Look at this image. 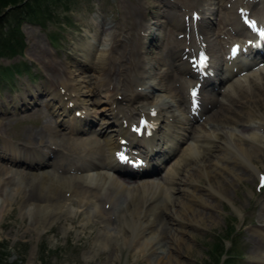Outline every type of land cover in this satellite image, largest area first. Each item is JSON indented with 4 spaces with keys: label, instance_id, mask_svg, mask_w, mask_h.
<instances>
[{
    "label": "rangeland",
    "instance_id": "rangeland-1",
    "mask_svg": "<svg viewBox=\"0 0 264 264\" xmlns=\"http://www.w3.org/2000/svg\"><path fill=\"white\" fill-rule=\"evenodd\" d=\"M155 1V5L149 7V10L147 11H145L142 6L144 0H70L66 1V8L64 7L63 2L56 1L55 5H52L54 7L52 11L53 16H51L48 11H45V15L42 17L44 24L46 25L45 27L37 21H32L28 18L25 19L21 23L26 37L25 48L22 53L16 54L14 57H0L1 65L4 66L5 64L19 61L18 65L19 69H21L20 74H10L8 70H3L0 66V123H4L2 125V129L4 130L3 134H6V136L7 134L12 136V138L9 136L7 137L18 143L19 146H22L21 140H17L14 131L16 130V132L22 133V131L39 130L44 123V117H48V119H53L52 125H55L54 127L57 126L56 128L60 129L59 131L63 132L65 135L73 138H83L89 135L88 131L74 133L69 129H64L62 126L60 127L57 125V121L54 120L50 110H48L44 104L46 95L42 94L39 97H36L38 103H35L34 98H31L28 91L30 94H37L36 87L41 85L42 82L51 80V82L56 83L57 79H59L58 72H60V69L63 68V66H70V68L74 66V71L77 74L76 77L81 78L82 81L83 79L88 80L92 76L94 78V71L92 69L82 68L85 67L83 66L84 58L80 53L78 45L81 40L92 39L95 34L94 29L102 27L99 30L98 36L96 34L97 39L95 40V44L98 53L101 50L105 51L109 58L107 65H110L113 60L117 59L118 54L120 55L121 52H124L123 61L126 64L129 59L131 62L136 63V65L139 64V55L137 54H139L138 52L140 51L138 45L141 43L140 39L142 33L140 29L141 16L139 15V12H146L152 20L150 25L152 32H149L144 39V41H146V43H144L146 48L144 49H146L147 55L149 54V58L154 59V57L158 55L165 56L168 53L167 50H169V47L172 45L178 46L182 44V46H184L185 43L189 45V41L190 43L192 41L200 44V41L202 40L200 33L194 34L192 30H188L190 32L189 37L186 35V29L177 26V19H175V17L181 18L182 21L184 19H190L191 11L193 12V10L196 9L195 4L197 0ZM218 1L221 5L213 15L214 18L210 27L212 28L211 31L214 34V38H216L217 46L220 48V59L223 61L224 65L225 61H228L227 50L229 49L228 38H225V36L226 33L231 34L234 33L235 30L231 27L230 20L228 19L229 17L226 15V10L222 9L224 0H217V2ZM237 3L240 5L242 4L243 7L245 6V10H248L256 18L258 17L257 15L260 14L258 9L260 6L264 5V0H253V2L239 0ZM19 10L20 8L6 9L1 16L2 18H0V28H6L9 24H13V17H15V15H20L23 11ZM67 15L68 21H64L63 18ZM40 16L42 15L40 14L39 16H36L35 19ZM57 16L60 18H57ZM156 19L164 22L162 28L163 33L159 31L157 25H154V22L157 21ZM260 20L264 21V13L260 16ZM116 39L118 44L115 43ZM187 45L186 47H188ZM118 50L120 51L117 54ZM195 53L196 52H193L194 55ZM173 57L172 54L167 55V57H165L167 60L166 62H174L175 58ZM254 59H250L253 60V62H250L249 67L242 65L241 62L233 64L232 69L234 67L236 70H234V73L228 77L222 72L223 70L219 71L216 76L210 75V78L214 81L213 84H216L215 94L218 96L216 99H219V96L220 98L223 96L222 92L228 87L229 82L235 81L236 78L243 77L242 73L250 74V72L253 71L255 73L257 72L259 76L260 71L262 69L264 70V60H261L263 63L258 64L259 62ZM54 67L56 68L55 70ZM135 70L136 69H133L130 72L131 85L134 86L132 88L142 89L143 91L147 90L149 96L145 98L140 96L129 105L131 108L127 111H132L130 114L132 115V118L130 119V123L132 122V129L135 128L134 125L140 117L138 112L139 107L146 110L148 106H150L148 105V100H152L155 105L162 103L163 107L164 104L167 105L166 102L169 99L164 100L165 98H162L163 92L156 86L153 88V85H151L152 81L148 80L149 82H146L147 84H138L137 75L139 74H137ZM263 70L261 72H263ZM172 72L175 75L180 73L181 77L189 85L186 89V85L184 84L185 93H188L187 96H189L188 90L190 86H198L199 83H202L198 76L195 77V75L190 73L184 75V73L180 72L179 67H174ZM150 85L151 87L149 88ZM40 89L41 91H44L42 85L40 86ZM25 92L28 94V97L26 98L27 103L19 106L18 109L15 108L13 105L15 101L12 99ZM117 96L120 97V94L118 93ZM101 97H103V102L98 106L99 109L97 110V115L90 116V118L95 120H93L92 123L103 122L104 114H102V108L106 109V112L104 111L105 113H110L107 109H110L111 107H109L110 105L107 102L105 94L102 93ZM227 98L226 95L224 98L226 101L222 104H213L220 113L219 115H214L213 119H207V115L209 114L207 112H202L199 116L195 115V120H192L191 122L187 120V116L189 115L188 111L190 114L192 113L187 108V104L175 98V105H173V107L170 106V108L172 107L171 110H173L183 122L182 124L185 129L181 131L186 137L180 142L179 147L175 149V152L169 154L162 164L157 163V161H155L156 159L154 160V165L157 170L149 173L142 172V174H139L138 176L135 175L134 177L129 176L133 180L146 178L154 180V182L159 181L162 183L165 181L164 178L170 171L174 160L180 155L182 149L186 148L191 143H195V138L197 136H202L203 132H210V134L218 132L219 136H222V139L215 137L214 140L217 139L216 143L220 144V147H214L212 150L209 148V150L206 148L204 149L203 154H201L204 156V165L201 167L198 165L196 160L200 157L197 155H190L187 160L182 162V168L180 169L182 174L179 171V175H177L179 180L182 178L180 181H184L193 171L195 172L196 177L192 180L194 183L192 186H194V188H196L195 191L199 192L202 198H205L207 200L206 202L209 203L204 204V206H206L205 208L199 203L200 201H197L194 197L191 198L188 196L186 191L184 192V187L186 186H184L182 182H177L176 186L180 187V190L177 188L174 190L172 197L173 201H171V203H162L159 207L162 208L165 204L169 206V208L171 206L175 207L181 200L179 204H183H180V206L184 205L185 207L183 206V208L181 206L180 210H183L182 212L184 214L186 212V217L182 214V217L184 216L182 221H174L175 223L170 221L167 222V217L162 215V210L161 213H156V223L151 224L154 226V234H152L153 232L149 233L148 230H150V223L146 220H143V223L138 226L140 231L143 230L140 235V242L141 244H144V248L142 245H138V243L135 244L132 242L133 244H128V242L119 241L116 238L109 237V240L107 239L109 246L100 247L96 251L90 252L93 247L92 245L93 239L96 236L95 234L99 231L102 233L106 228H111V230H113L118 226L120 214L118 213V210L120 209L119 206L125 203L123 202L125 198L124 191H118L117 193L110 190L114 195V200L111 198L109 200L107 199L106 202L104 199L99 200L101 206H104L103 208L107 213L106 217L112 220H110L109 224H106V222L102 221L99 217H95L94 210L89 208V205L86 207L72 200L68 203V208H70L69 217L72 219L63 216V213L61 212V214H56L58 216L55 217L49 226H45L44 229L37 232L35 230L36 228L33 227L35 217H33L31 211L28 210L29 207L23 208L22 204L24 202L20 200L21 196L19 197V194L13 193L11 189L9 190L7 188L3 196L10 198L12 208L5 213L3 220L0 221V257L1 261H3L2 263L7 261L8 263L18 262L20 264H29L31 260L32 264H41V261H43L44 264H160L156 261V255L160 253L161 256L166 257L168 254V248L165 246L166 242L163 241H165L166 235L170 234L168 231L170 227H172L173 232L175 230L174 233H176V229H178L184 238L181 240L183 244L179 242L181 252L178 257L181 263L176 262L174 259V261L170 260L168 264H215L217 262V253L219 252L217 247L218 241L220 240V245L222 237L231 230V225H233L240 227L241 229L233 237L234 242L231 247V239H227L224 242L226 249H223L224 251L221 253V258H232V261L228 264H257V256L264 253V237L259 231H257L258 229H264V185H258L257 182L259 176L264 174V145L259 151V148L257 147L258 142H256L255 139L252 140L251 137H253L256 132L259 133V135H264V126H261L264 124V120L262 121L259 114H256L259 110L261 112L264 111V95L258 94L255 99L256 103L254 102V105H251L254 110H257V112H255L256 115L252 113L253 116H250V114L247 113L248 106H250L248 103L249 101L244 102L245 104L241 103L243 106L239 104V102L231 103L232 105L229 107L231 101L230 98ZM138 99L139 101L136 102ZM172 100L173 99H171V101ZM199 101L202 102L200 99ZM135 105L138 107L134 109ZM227 108H229L230 111L229 109L227 110ZM168 111L170 112V110ZM105 120V123L103 122L104 124L102 125L103 127L111 123L108 118ZM260 123L262 128L259 126ZM112 125L109 129L115 128V126ZM20 126H22L20 128L21 132L20 130L17 131V128ZM242 128L247 129L245 130ZM233 132L237 134L241 132L244 134L243 136H245V139L241 146L246 147V153L245 151H243V153L239 152L241 148L237 146L238 144H234V139L231 140V142L234 143L231 144L229 142V135ZM156 137H161V131L157 133ZM55 138L60 139L61 137L56 134ZM139 142V138L133 140L131 142L132 147L136 149H146L145 143L143 142V145L140 146L137 144ZM40 149L45 153L50 152V148L45 145H42ZM224 151L228 152L226 153L228 155L224 156ZM97 153L94 156H85L90 160L95 161L100 157ZM74 155L76 154H73V162L83 163L79 158L80 162L75 160L77 155ZM0 156H2L0 157V162L6 164L7 159H9L12 154L4 146L0 145ZM216 157H219L220 159ZM18 160L25 161L23 156H20ZM190 161L193 162L191 163ZM216 161L219 164L216 163ZM63 163L71 165L65 161H63L62 164ZM236 164H239L240 166ZM25 165H22L21 167L23 168ZM21 167H18V169L21 170ZM146 167L149 168L150 165ZM148 168L146 169L148 170ZM208 172L210 175L212 173L213 176H210ZM213 172L216 173L214 174ZM204 174L206 175L204 176ZM78 179H76L78 183H83L81 179ZM214 180L215 182L217 181L220 183H215ZM212 182L213 184H211ZM24 185L25 180L22 179L21 186ZM25 187L30 189L32 193L33 191H37V186L34 184H27ZM99 195L102 198L104 197L103 194ZM191 201V207H196L195 209L198 211H196V214H199L197 222L196 220L192 221L189 218L190 209L186 207L187 204L185 203H191ZM200 213L203 214L204 217L203 215L200 216ZM202 218L204 219L201 221ZM89 219L91 222L87 221ZM158 220H161L162 223L160 224ZM194 223L195 225H193ZM82 225L84 227H82ZM126 225L127 224L125 223L126 230L128 231ZM162 229L166 230L168 234L161 233ZM150 235L152 236L150 237ZM121 247L122 249L120 250ZM101 249L102 251H100ZM135 250L136 252H134ZM89 252L90 254H88ZM226 252L228 254H226ZM233 252L237 255L235 253L233 254ZM229 254L232 255L230 256Z\"/></svg>",
    "mask_w": 264,
    "mask_h": 264
},
{
    "label": "bare ground",
    "instance_id": "bare-ground-1",
    "mask_svg": "<svg viewBox=\"0 0 264 264\" xmlns=\"http://www.w3.org/2000/svg\"><path fill=\"white\" fill-rule=\"evenodd\" d=\"M154 1L155 0H144L142 4L144 10L147 11L149 10V7L154 6L155 5ZM238 1L239 0H235V1L224 0L223 2L222 9L226 10L227 13L226 15L229 17L228 19L230 20L231 27L235 30L237 34L235 35L234 33L231 34L226 33L225 38H228V43L230 44H236L240 42L245 46H249V44L253 45L256 42V39L260 37L257 34L258 25H256L254 20H252L253 25H255L256 27L255 29L248 30L246 29V26H244L239 21L238 17L240 16V14L236 10L237 7H240V4L237 3ZM248 2H253V0H248ZM218 3L219 1L217 2V0H197L195 4L196 7L195 10L198 11L199 15L198 17H196L197 19L193 18L194 19L193 21L191 14H190L191 19L186 21L185 19L184 21H182L181 18L175 17V19H177L176 21L178 27L184 28V26H186L187 24L188 26H190V29H192L193 32L196 29H198V33L201 34V39L204 40L203 45H199L197 42L194 43L192 41L191 43L189 41V45H187L186 43L184 46H182V44L178 46L172 45L169 47V50H167L168 53L165 56H159L157 54L158 56H155L156 58L154 57V59L149 58L148 57L149 54L147 55L146 49H144L146 48V45L144 46V43H146L144 39L147 37V34L149 32H152V28L150 26L152 20L146 14V12H139V15L141 16L140 29L142 33L140 39L141 43L138 45L140 49V51L138 52L139 54H137L139 55L138 65H136V63L134 62H131L130 59L128 60L127 63L129 65H127L123 61L124 52H121L120 55L118 54L120 50L117 51L118 58L113 60L110 65H107L109 58L107 57L105 51L101 50L98 53L96 51V44H95V40L97 39L99 30L102 27L98 29H94L95 34L92 39L81 40L78 45H79L80 53L84 58L83 66L85 67L82 68L92 69L94 71L93 75L95 77L93 78L92 76L88 80L83 79L82 81L81 78L76 77L77 74L74 71V66H72L71 68L70 66L68 67L63 66V68L60 69V72H58L59 79H57L56 83L51 82V80L50 81L48 80L47 82L45 81L42 82L41 85L44 91H41L40 89L41 85H38V87H36L37 94L31 93V98H34L35 103H38L36 97L45 94L46 96H45L44 104L46 108L50 110V113L54 117V120L57 121L56 122L57 125H59L60 127L62 126L64 129H69L71 132L74 133H80V132L83 133L88 131L89 135L83 138L70 137L68 135L63 134V132L59 131L60 129L56 128L57 126L54 127L55 125H52L53 119H48V117L47 118L44 117L45 118L44 123L39 130H35V131L30 130L26 132L22 131V133H18L16 132V130L14 131L17 140L18 139L21 140L23 146L22 147L19 146L18 143L7 137L9 136L12 138V136L8 134L6 136V134H3L4 130L2 129V125L4 123L3 124L0 123V145L4 146L12 154V156H10L9 159L6 158L7 159L6 164L0 162V201H1L0 221L3 220L5 213H7V211L11 210L12 208L11 207L12 202L10 198L3 196L7 188L9 190L11 189L13 193L19 194V197L21 196L20 200L24 202L22 204L23 208L29 207L28 210H30L32 216L35 217L33 227L36 228L35 230L37 232L44 229L45 226H49L50 223L55 219V217L58 216L56 214H61L62 212L63 216L69 217L70 208H68L69 206L68 203L72 200L86 207L89 205V208L94 210V214L96 215L95 217L97 218L99 217L102 221L106 222V224H109L111 219L106 217L107 213L103 208L104 206H101L99 200L104 199L105 202L107 201V199L109 200L110 198L114 200V195L112 192H110V190L115 191L117 193L118 191H124L125 198L123 202L125 203L119 206L120 207L119 210L117 209L118 213H120L118 226H116L115 229L113 230H111V228L109 229L106 228L105 230H103L102 233H100L99 231L97 234H95L96 236L93 239V245H92L93 247L90 250V252H92V251H96L100 247L107 246L108 245L107 241L109 240L108 239L109 237L116 238L119 241L121 240L123 242L124 241L128 242V244H131L132 242L135 244L138 243V245H142L143 247L144 244L143 243L141 244L140 242V235L143 230L140 231L138 226L143 223V220H146L147 222L150 223L149 225L150 230H148L149 233L153 232L152 234H154V228H153L154 226L151 224L156 223L155 222L156 213H161L162 210H163L162 215L167 217L166 219L167 222L182 221L184 218V216L182 217V214L185 215L186 212L184 211L185 212L184 214L182 212L183 210H180L181 206L182 207L184 206V205L180 206V204H183V203L179 204L181 200L178 202V204L176 203L177 206L175 207L171 206L169 208V206H167L166 204L162 208L159 207L162 203L163 204L167 202L171 203V201H173L172 197L174 190H176V188L180 190V187L176 186L177 182L179 183L182 182L183 185L186 186L184 187L185 189L182 187L184 189V192L186 191V193H188L187 194L188 196H190L191 198L194 197L197 199V201H200L199 203H201V205H203V207L205 208L206 206H204V204L207 203L206 202L207 200L205 198H202L201 194L199 192H196L195 191L196 188L192 186L194 184L192 180L196 177L195 172L193 171L189 175V177H186L187 179H185L184 181H180L182 178L179 180V178H177L178 177L177 175H179V171L182 168L181 167L182 162L187 160V158L190 157V155L193 156L197 155L198 157H200L197 158L196 161L200 167L204 165L205 162V161L203 162L204 156L201 154H203L205 148L206 149L209 148L212 150L214 149V147L217 148L220 145L216 143L217 139L214 140L215 137L222 139V136L220 137L218 132L211 134L210 132L209 133L203 132L202 136L200 137L197 136L195 138V143H191L188 146L186 145L187 147L182 150L180 149L181 150L180 155H178V157L176 156L177 158L174 160L170 171L167 173L166 177L164 178L165 181L162 183H160L159 181L154 182V180L146 179V178L133 180L131 177H134L135 175L138 176L142 172L141 171L136 172V170L134 171L129 169L126 170L124 166V161L120 157V151L123 150V145L121 144V140L127 139L125 144L127 145L131 143L133 140H136V138H138L137 134H135L134 131L130 130L131 129L130 125L132 124V122L130 123V119L132 118L131 117L132 115L130 114L132 113V111H127L131 108L129 107V105L140 96H143V98L149 96L147 90L143 91L142 89L132 88L134 86L131 85L132 82L130 78V72L133 69H136L135 71L137 72V74H139L137 75L138 84H144L146 82L152 81L153 84L151 83V85H153V88L156 86L158 89H160V91L163 92L162 98H165L164 100L168 98L170 99V100L168 99V101L166 102L167 105L164 104L163 107H162V103L155 105V103H153L152 100H148V105L150 106H148L146 110L145 109L143 110L142 107H139L138 109L139 116L146 118L145 122L142 121L141 119H139L138 122H136V126L138 124H141L143 127L141 128L139 137H141L140 140L143 141L147 146L146 153L145 155H143L142 158L144 159V163L142 162V165H144L145 162L147 163V165H151V168H148L149 171H147L146 169H143L142 171L150 172L153 170H157V168L153 166V161L156 159L155 161H157V163L162 164V162L167 159V156L169 154L175 152V149L179 147L180 142L186 137V135H184V133L181 131L185 129L184 125L182 124L183 122L174 113V111L171 110V108L173 107V105H175L174 104L175 98L177 100L179 99L183 103H186L187 108L188 109L190 108V103L188 104L189 101L188 99L190 96L189 97L187 96L188 93L186 94L184 89L185 85H186V89L189 85L181 77L180 73L179 74L177 73L176 75L173 74L172 70L174 69V67H179L180 70H183L185 73L189 72L193 75H196L195 73L198 72L195 71L194 66L199 70V73L203 71L202 74L198 73V77L203 83L199 84L198 87L192 85L189 87L190 88L189 90L190 92H192V94L190 93L191 96L193 95V92H195V96L199 97L200 100H202V103H200L197 107V111L198 113L207 112L209 114L207 115V119L208 118L213 119L214 115L220 114L217 111V108L213 106V104L224 103V101H226L224 100L226 95L228 97L227 99L230 98L231 101L229 103V107L230 105H232L231 103L239 102V104H241L249 101L248 103L250 106H248V110H247L248 112L247 111L246 112L249 113L250 116L252 115V113L255 114V112H257V110H254V108L251 105L252 104L254 105V102L256 103L255 99L258 94L264 95L263 69H262L263 72H261L262 70L260 71L259 76L257 72L255 73L253 71L250 72V74L242 73L243 77H240L238 79L236 78L235 81L229 82L228 87L225 89L226 93L225 91L222 92L223 96L221 98L219 96V99H216L218 98V96L215 94L216 84H213L214 81L210 78L209 75L212 74L216 76V74H218L220 70V67L222 66L219 65L221 61L220 59L221 57L219 53L220 48H218L217 46V41L216 38H214V34L211 31L212 28L210 27V25L212 19L214 18L213 15L215 14V11L221 5L220 3L219 4ZM258 11L260 14H258L257 15L258 17L256 18L260 20V16L264 13V5L260 6ZM156 20L157 21L154 22V25H157L159 31L163 33L162 28L164 22L158 19ZM189 37H190V32H189ZM115 41H116L115 43L118 44L117 39ZM186 45L188 47H186ZM228 48L231 49L232 46ZM197 49H199L198 52L204 51L205 55L206 56L208 55V58L210 60L208 61L209 64H207L209 65L208 69H206L207 65H205L202 62H200V64L196 63V65H194L195 62L194 60L191 59L192 60L191 62L189 57L192 56L193 52H195ZM255 52L257 54L261 53L257 50H255ZM169 54H172L174 56L173 57L175 58L174 62L173 61L166 62L167 60L165 57H167V55ZM250 57L256 58L255 56H252V54L248 56L247 53L244 52L238 53L237 55H235V57H232V60H229L228 62L225 61V66L223 69L225 71L222 72H224L227 75V77L229 75H232L234 73L233 72L234 70L232 69V65L236 63H240L239 62L240 58L242 61L245 60L248 62L251 59ZM55 69L56 68L54 67V70ZM151 85L149 86V88L151 87ZM102 93L105 94L107 102L110 105L109 107H111L110 109H107L108 111H110V113H105L106 112L105 108L101 109L103 111L102 114H104L102 121L104 122L106 121L105 119L108 118L111 122L105 127L102 126L105 122L103 123L100 121L98 123L96 122L92 123L94 119L90 118V116L97 115V110L99 109L98 106L101 102H103V97H101ZM118 93L120 94V97L117 96ZM28 94H30L29 91ZM28 94H26L25 92L22 93L21 95L14 97L12 99L13 101H15V103L13 104L14 107L18 109L19 106L25 105V103H27L26 98L28 97ZM171 99L173 100L171 101ZM138 101L139 99L136 102ZM170 106L172 107L170 108ZM136 107L138 106L135 105L134 109ZM151 108H154L156 110ZM77 109H80V116L75 114V110ZM228 109L229 108H227V110ZM168 110H170V112ZM188 114L189 115L187 116V120H189V122L195 120L194 115L192 113L191 115L188 111ZM256 114H259L260 119H262V121L264 120V111L261 112L259 110L258 113ZM111 125L115 126V128L112 127L114 129H109ZM260 125L261 123L259 124V126ZM261 126L263 127L264 124ZM21 127L22 126L18 127L17 131H19ZM159 130L161 131V137L157 138L156 135L158 132H160ZM56 134L59 135V137L61 138L56 139L55 138ZM243 135L244 134H242L241 132H239L238 134L233 132L229 135V142L231 144L234 142H235L234 144H238L237 146L241 148L239 150L240 153H243V151H245L246 153V147L241 146L243 145L245 139V136ZM251 138L252 140L255 139L256 142H258L257 147L259 148L260 151L261 147L264 145V135L262 134L259 135V133L256 132L254 133V136ZM233 139L235 141L231 142V140ZM42 145L48 146L50 148V152L45 153L44 151H42V149H40ZM74 153L77 155V156L74 155L76 156V158L74 157L75 160H78V162H80L81 160L83 163L73 162L74 160H72L73 159L72 157ZM96 153L100 155V157H98V159L95 161H92L85 156V155L94 156ZM226 153L228 152L224 151L223 155L224 156L228 155ZM20 156H23L25 161L18 160ZM137 158L138 157H136L135 159L133 157V159H135L136 161ZM216 158L220 159L219 157ZM63 161L71 165H67L64 163L62 164ZM127 161H129V159ZM216 163L218 162L216 161ZM22 165L25 166H23L22 168L21 167ZM18 167L19 168L21 167L22 169L20 170L18 169ZM205 175L206 174H204V176ZM22 179L25 180L24 186H21ZM76 179L78 180L81 179L82 182L85 184L78 183ZM215 183H220V182L216 181ZM27 184L36 185L37 191L36 192L33 191L32 193L30 189H27L25 187ZM211 184H213V182ZM99 194H103L105 198L104 197L102 198ZM185 204H187L186 207L190 209L189 212L190 220L192 221L196 220L197 222V219H199L198 218L199 214L198 215L196 214L197 211V209H195L196 207L195 208L194 206L193 208L191 207L192 201L191 203L187 202ZM202 215L203 214H201L200 216ZM203 219L204 218H202L201 221ZM87 221H90V219ZM158 222L160 224L162 223L161 220L160 221L158 220ZM125 223L127 224L126 226L128 227L127 228L128 231L126 230ZM83 225L82 227H84ZM193 225H195V223ZM176 230L177 232L174 233L175 230L173 232L172 227H170L168 231L170 234L166 235V239L165 241H163L166 242L165 246L168 248L167 251L168 254L166 255V257L161 256L160 253L156 255L157 256L156 261H158L160 264H168L170 260L174 261V259L176 262L178 263L180 262V259L178 257V255L181 252L180 251L181 247L179 246V242L183 244L181 240L184 237L180 234L181 232H179L178 229ZM257 231H259V233H261V235L264 237V229L263 230L258 229ZM168 232H166V230L164 229L161 230V233L164 234H168ZM151 236L152 235H150V237ZM102 249L100 251H102ZM121 249L122 247L120 248V250ZM90 252L88 254H90ZM134 252H136V250ZM256 261L257 264H264V253L262 255L259 254L256 258ZM29 264H32L31 260Z\"/></svg>",
    "mask_w": 264,
    "mask_h": 264
},
{
    "label": "trees",
    "instance_id": "trees-1",
    "mask_svg": "<svg viewBox=\"0 0 264 264\" xmlns=\"http://www.w3.org/2000/svg\"><path fill=\"white\" fill-rule=\"evenodd\" d=\"M56 1H59L61 3L63 2L65 7L66 1L70 0H0V18H2L1 16L3 12L6 11V9L8 8H20V10H23L20 15H15V17H13V24H9L6 28H0V57H14L16 54H21L23 49L25 48L24 46L26 38L21 23L28 18L29 20L37 21L39 24L45 27L46 25L44 24L42 17L45 15V11H48V13L53 16L52 11L54 7L52 5H55ZM40 14L42 16L35 19V17L39 16ZM68 15L63 18L64 21H68ZM57 18L60 17L57 16ZM18 63L19 61H16L14 63L12 62L9 64H5L4 66L0 64V66L3 68V70H8L10 74H13L21 70L19 69ZM237 230L239 229L231 225V230L225 234L226 237H222V242L220 243V245V240L218 241L217 247L219 252L217 253V262L215 264H228L230 261H232V258L230 257L227 259L221 258V253L224 251V242L227 239H231L230 247L233 245V237L237 233ZM234 253L235 252H233V254ZM226 254L228 253L226 252ZM229 255L231 256L232 254ZM2 262L3 261H1L0 257V264H20L18 262ZM41 264H44L43 261H41Z\"/></svg>",
    "mask_w": 264,
    "mask_h": 264
},
{
    "label": "snow or ice",
    "instance_id": "snow-or-ice-1",
    "mask_svg": "<svg viewBox=\"0 0 264 264\" xmlns=\"http://www.w3.org/2000/svg\"><path fill=\"white\" fill-rule=\"evenodd\" d=\"M254 26V25H253ZM262 35H264V32L261 33ZM193 96H195V92H193Z\"/></svg>",
    "mask_w": 264,
    "mask_h": 264
}]
</instances>
